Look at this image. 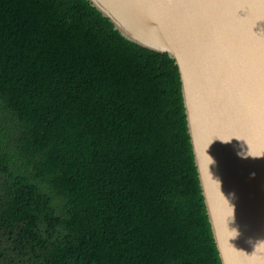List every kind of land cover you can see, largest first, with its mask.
<instances>
[{"label":"trees","instance_id":"obj_1","mask_svg":"<svg viewBox=\"0 0 264 264\" xmlns=\"http://www.w3.org/2000/svg\"><path fill=\"white\" fill-rule=\"evenodd\" d=\"M0 264H222L176 61L89 0H0Z\"/></svg>","mask_w":264,"mask_h":264},{"label":"water","instance_id":"obj_2","mask_svg":"<svg viewBox=\"0 0 264 264\" xmlns=\"http://www.w3.org/2000/svg\"><path fill=\"white\" fill-rule=\"evenodd\" d=\"M179 67L222 264H264V0H89Z\"/></svg>","mask_w":264,"mask_h":264}]
</instances>
